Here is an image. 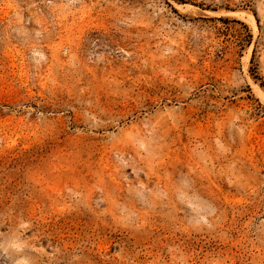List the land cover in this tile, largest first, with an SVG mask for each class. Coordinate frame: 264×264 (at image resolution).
Returning <instances> with one entry per match:
<instances>
[{
	"label": "rangeland",
	"instance_id": "1",
	"mask_svg": "<svg viewBox=\"0 0 264 264\" xmlns=\"http://www.w3.org/2000/svg\"><path fill=\"white\" fill-rule=\"evenodd\" d=\"M0 264H264V0H0Z\"/></svg>",
	"mask_w": 264,
	"mask_h": 264
}]
</instances>
